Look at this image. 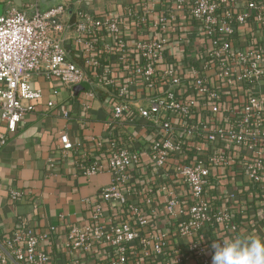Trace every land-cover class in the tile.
<instances>
[{"label":"built area","instance_id":"obj_1","mask_svg":"<svg viewBox=\"0 0 264 264\" xmlns=\"http://www.w3.org/2000/svg\"><path fill=\"white\" fill-rule=\"evenodd\" d=\"M188 1L178 0L177 7ZM229 1L235 0H194L188 8L208 44L195 55L194 62L201 66L189 67L191 79L185 78L187 70L179 65L159 69L165 63L167 41L140 37L145 22L137 18L133 8L126 11V20L96 18L78 11L72 14L66 5L46 11L38 7L30 11L10 10L0 16V121L9 133H14L22 118L34 111L41 97L30 86L35 74L60 81L71 95L79 85L88 87L84 95L91 99L95 98L96 89L105 90L112 102L109 120L112 127L119 126L122 117L130 113V89L139 88L140 96L149 102L147 107L137 109V115L147 122L150 130L146 149L149 167L157 178L182 185L189 193L190 203L184 206L165 185L158 187L169 197L166 211L175 221L178 235L203 244L204 230L209 227L237 231L238 225L226 212H213L208 188L213 173L222 175L237 167L250 193L264 208V95L258 91L264 84V42L262 45L249 42L236 48L230 39L234 23L245 24L250 16L261 35L264 33V0H246L247 11L235 16L224 8L223 17L219 18L220 5L227 6ZM127 22L136 32L132 50L139 62L130 59V49L122 38V27ZM75 34L76 44L82 46L83 67L71 61L65 46ZM104 36L113 41L112 46H103L101 52L105 61L116 56L125 65L123 83L102 67L103 60L93 48ZM48 107L53 108L54 104L50 102ZM61 113L68 117L66 111ZM5 141V137H0V147ZM61 142L64 151L72 150L65 136ZM94 142L99 149L104 148L101 141ZM105 153L102 160L89 165L81 163L78 167L84 176L110 173L111 183L101 190L98 198L124 206L127 202L124 185L131 172L142 166L141 155L118 147L114 141ZM20 195L11 191V201ZM128 208L127 220L107 228L100 223L101 210L96 205L92 228H69L68 248L88 251L94 245H103L114 250L110 264H126L128 247L137 241L145 257L162 256L168 250L166 237H142L148 220L139 208ZM45 239L46 235L34 234L19 224L6 239L5 249L17 263L47 264L48 254L40 249V242ZM190 251L202 255L203 248L196 245ZM181 261L180 255L174 259L175 264ZM0 263H6L1 252Z\"/></svg>","mask_w":264,"mask_h":264},{"label":"crops","instance_id":"obj_2","mask_svg":"<svg viewBox=\"0 0 264 264\" xmlns=\"http://www.w3.org/2000/svg\"><path fill=\"white\" fill-rule=\"evenodd\" d=\"M177 1L0 0V16L12 9L30 11L38 7L40 11H46L57 5H66L72 14L78 11L96 18L107 16L126 20V11L133 8L137 18L145 22L140 37L167 41L165 63L159 69L179 65L187 70L185 78L191 79L189 67L198 69L201 66L194 62L195 55L206 49L208 44L202 36L200 24L188 13L194 0H189L181 8L177 7ZM245 2L235 0L234 3L229 1L227 6L222 4L217 16L223 17L224 8H228L234 16L247 11ZM121 34L130 49V59L139 62L138 55L132 50L136 32L128 22L122 27ZM75 37L76 34L65 42V46L71 61L83 67L82 46L76 44ZM230 39L236 48L245 47L249 42L262 45L264 33L261 35L254 18L250 16L245 24L234 23ZM112 41L104 36L93 48L103 60L102 67L109 69L111 76L123 83L126 80L125 65L116 56L105 61L106 56L101 52L103 46H112ZM30 86L38 90L41 97L35 103L34 111L22 118L16 132L9 133L0 121V137L6 139L0 147V252L6 257L5 264H24L14 261L5 249L6 239L19 224H24L34 234L46 235V239L40 242V249L48 254L47 264H110L114 251L110 247L94 245L88 251H75L67 246L69 228L82 230L94 226L92 217L96 205L100 206L102 226L108 228L127 220L128 207L132 206L139 208L148 220L141 232L142 237H166L168 250L162 256L145 257L137 241L130 244L126 264H175L174 259L178 255L182 257L180 264H205L204 261L212 264L214 250L211 245L215 240L249 235L264 238V208L250 193L237 167L222 175L213 173L208 199L213 212H226L238 225V230L231 232L222 226L215 229L209 227L204 230L206 241L203 244L195 238L178 235L175 221L166 211L169 197L162 194L158 187L165 185L173 192V198L184 206L190 203L189 193L182 185L157 178L149 167L146 149L150 130L147 122L137 115V109L147 107L149 102L140 96L139 88L130 89V113L122 117L119 126L112 127L109 124L112 102L105 90L96 89L95 98L91 99L84 95L88 90L84 85L85 89L74 91L71 95L60 81L41 74L33 75ZM231 90L228 92L231 93ZM258 91L264 95V84ZM50 102L54 104L53 108L48 107ZM62 110L68 113V117L62 115ZM64 136L73 146L72 150L64 151L61 142ZM95 140L101 141L104 148L99 149ZM113 141L118 147L139 152L142 160L140 169L132 171L124 185L127 200L124 206L116 202H101L98 198L101 190L111 183L110 173L84 176L78 167L81 163L89 165L102 160L106 148ZM11 191L20 192V197L11 201ZM196 245L203 248L202 255L190 251Z\"/></svg>","mask_w":264,"mask_h":264},{"label":"clouds","instance_id":"obj_3","mask_svg":"<svg viewBox=\"0 0 264 264\" xmlns=\"http://www.w3.org/2000/svg\"><path fill=\"white\" fill-rule=\"evenodd\" d=\"M212 264H264V238L237 236L215 240Z\"/></svg>","mask_w":264,"mask_h":264},{"label":"water","instance_id":"obj_4","mask_svg":"<svg viewBox=\"0 0 264 264\" xmlns=\"http://www.w3.org/2000/svg\"><path fill=\"white\" fill-rule=\"evenodd\" d=\"M85 88H86V86H84V85H79V86H77V87L74 88V91L78 92V91H80V90H82V89H85Z\"/></svg>","mask_w":264,"mask_h":264}]
</instances>
